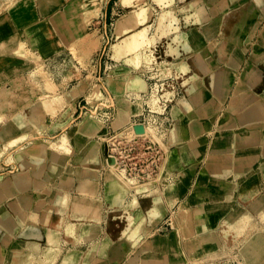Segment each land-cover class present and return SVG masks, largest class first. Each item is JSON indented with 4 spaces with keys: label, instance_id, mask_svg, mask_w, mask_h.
<instances>
[{
    "label": "crops",
    "instance_id": "crops-1",
    "mask_svg": "<svg viewBox=\"0 0 264 264\" xmlns=\"http://www.w3.org/2000/svg\"><path fill=\"white\" fill-rule=\"evenodd\" d=\"M222 1L217 0L218 5H212L211 7L208 3H204L203 0H193L187 5L190 6L194 2H203L206 12L210 15L215 13L212 16L219 19L220 25L215 26L213 31L218 28L216 32H220L221 18L228 15L227 12L224 13L226 9H222ZM228 1L237 2L241 0ZM245 1L246 10L240 23L243 21L247 22L249 18L253 17L261 19L262 23H264V0H262V6L257 5L253 0ZM179 2L184 3L185 0H179ZM120 9H129L131 11V8L121 5L120 0H109L105 9H103L101 21L108 25L119 14ZM231 10L232 8L229 7L227 11ZM175 21V23H179L176 17ZM239 24H236L231 29L232 34L240 28L238 27ZM244 26L246 30L241 31L240 29L238 33L245 32L250 34L251 37L260 34L259 38H263V41L254 42L253 37L252 41L246 46L247 50L237 71L229 67L231 59L229 64L227 63L229 67L227 70L209 69V66H212L213 63L206 60L205 57L203 58L202 53L200 54L201 57H199L202 60V67L207 66L208 69L201 71L196 68L194 62L195 69L200 73L191 74V81L204 82L205 87H208L209 77L213 72H224L233 81L224 101L213 97V101L208 102L211 104L209 117L212 118V126L207 131H205L206 117L203 114L199 115L196 113L201 107L204 108L203 104L207 103L204 102L207 97V89L199 90L195 94L188 88L187 91L191 93V99H187L181 94V89L176 88L175 85H171L169 82L165 85L168 88L167 91L158 96L150 91L149 86L146 89V85L149 84L141 80L140 82L145 86V89L134 88L135 102L130 100V104H125L127 109L124 108L121 111L118 106L119 100L128 101L127 98L129 96L126 94L114 95V98L110 95L107 97L103 95L102 91L91 88L88 81H79L69 87L71 83L79 80V75H77L79 71L76 66L50 74L52 81L57 85L56 91L46 96L38 91L32 92L33 99L31 103L13 102V97L20 81L19 78H15L0 88V116L3 117L2 121H0V192H3L2 185L5 183L11 184L17 181L23 183V186L19 189L8 187L9 190L6 191V197L0 201V215L7 212L16 221L13 231L4 235V242L0 244V264H8L11 253L15 248H23L25 243L31 242L36 243L39 249V254L33 256L35 258L34 264H38L36 259H41L44 262L46 260L44 256L45 250L49 248L48 231H56L59 234L61 253L58 255L56 264H59L68 256L71 258L72 255L76 256L75 264H84L85 262L86 264L120 263L121 258L125 256V245L120 241L113 240L105 231V226L110 224L111 214H113L114 219L122 218L120 216L124 215L125 212L123 208L124 210L135 208L137 202H134L132 207L129 205L127 207L126 205L129 194L134 190L129 191V193L126 192V197L123 196L119 200L115 199V183L117 181L105 161V144L99 140L100 133L106 132L108 134L110 132L105 126L103 117L112 113L111 108L113 106L116 110L115 122L121 112H128L131 114L129 123L135 125H138V117L147 108L157 113H163V107H170L169 118H167L166 141L170 145L175 160L181 165L179 167L183 169L192 168V179L190 182L194 183L196 181L197 183L193 190L195 196L188 206L196 210L201 207L208 209V211L215 210L219 203L223 204L225 201L222 199L220 201L212 200L210 196L220 195L222 198L229 196L230 201H233V206L227 205L230 212H235L236 210V212H248L252 215L253 221H255L253 222L254 225H252L259 227L261 225L264 229V215L262 216L259 213V209L264 211V205L255 207L256 201L264 197V27L258 25L256 28L248 24ZM175 27H180L182 31L190 28L184 24V18L181 21V25ZM24 30L26 37L29 38V41L27 40L26 42L28 47H31L32 50L39 49L41 51L44 48L43 51H45V47L49 43L41 33V30L34 26L26 27ZM40 38H42V42L36 44L35 40H41ZM230 44L231 46L236 45L232 42ZM231 46L228 48L233 49ZM213 47L214 49H223L221 43ZM224 47L227 49V45H224ZM237 48L236 46L235 49ZM49 56L50 54H47L46 57ZM184 58L169 60L173 62L171 67L173 68L175 79L181 81L183 86H187L185 82L188 77L185 75L180 77L176 74L177 69L187 65L186 62H183ZM213 62L214 64L218 62L221 65L222 59L214 60ZM93 63H96L94 59L91 61L92 68ZM96 64L98 67L100 63L97 62ZM246 67H250L259 77L256 79L255 85L243 75ZM240 69H242V73L236 89H240L242 96L236 101L237 104L231 105L236 92V89L233 88V83L238 81L239 75L237 72ZM87 70L89 72V66ZM22 76H27V73H23ZM75 87H79V94L69 96L68 93ZM139 90L142 91L138 94L137 91ZM121 103L123 102L121 101ZM131 104L139 105L141 112L137 115H132ZM247 106L256 108L261 115L258 120L248 124L244 121L242 111ZM189 130H195L196 141L190 140ZM218 134L234 135V137H232V140L231 137H228V139H223L222 137L216 139ZM251 136L254 137L253 140L250 139ZM62 138H65L70 150L68 155H64L63 151L52 147L61 144ZM205 138L207 140L203 141ZM89 141L97 142L98 146H102V156L97 161L90 159L87 154L85 155L84 146ZM218 145H223L225 148L220 149L217 147ZM195 147L201 156L198 157L192 154L197 152ZM190 160L194 161L191 166H185L190 163ZM60 161H63V164H60ZM178 173L177 169L173 174L179 175ZM252 187L257 189L253 192V195L250 192ZM244 191H247L250 196H245L246 198H244ZM134 192L137 193L136 191ZM196 199L201 201H195ZM89 209L94 211L92 218H89ZM17 213L19 216L16 215ZM156 216H158V213ZM197 218L196 220H198ZM185 219L186 221L184 222ZM121 220H123L122 222L125 226L124 219ZM89 223L97 226L98 229L97 236L91 241L83 238L81 230V227L89 226ZM182 224L184 231H187V227L194 225L190 223V218L186 216L183 217ZM70 226L75 227L76 233H68L67 235V228ZM256 236H253L249 242ZM107 237L110 243H113L112 248L105 251L106 253L95 251L89 263V254H92L90 253L92 249L96 246L97 248L101 246ZM170 239L172 240L171 244L179 243L178 234L174 236V233H172ZM161 240L158 238L150 239L149 247L142 250L139 247L137 253H139L140 257L142 255L145 257L152 256L153 253L163 248L160 245ZM229 240L232 241V239L224 241ZM154 241L160 245L157 250L153 248ZM141 242L142 235L138 231L136 238H133V243L136 246V244L141 245ZM146 242L148 243V241ZM171 244L169 240L167 246L169 247ZM245 245L240 249L239 257H241V250ZM174 251L178 256L184 255V253L179 255V250L174 249V247H171V250L169 248L172 256ZM262 254V261L258 262V264H264V251ZM28 257L27 253L23 251L22 258L28 259ZM140 257L137 255L134 259L139 260ZM106 258H109L108 262L104 260ZM240 259L243 261L242 257Z\"/></svg>",
    "mask_w": 264,
    "mask_h": 264
},
{
    "label": "rangeland",
    "instance_id": "rangeland-1",
    "mask_svg": "<svg viewBox=\"0 0 264 264\" xmlns=\"http://www.w3.org/2000/svg\"><path fill=\"white\" fill-rule=\"evenodd\" d=\"M7 1L5 0L0 1V41H3L8 38L11 22L14 24L15 18L13 17V14L11 15L7 14L13 5H17L18 7L23 6L24 8L27 9L26 11L27 14H25V16L23 17V19L25 20V23L21 25L22 29L23 28L25 29L26 27L27 28L33 27V26L35 28H38L43 25L54 26L55 27V37L52 40L48 41L51 47V54L49 57H45L43 59L42 68H44V70H46L47 72H49V74L52 75L54 74L55 71L56 72L63 71L67 68H70L71 66L78 67L77 70L79 72L77 75H79V80L71 83L69 87L78 83L79 81H88L89 86H91V88H95L98 91H102L103 95H106L107 97L108 95H110L114 98V95L116 96L119 94L120 95L126 94L127 96H129L127 98L128 101L132 100L131 102H135V94H133V91H134L133 88H135V85L133 86V84H134V81L136 80L138 81L142 80L145 83H148L149 85H146L147 89L149 86L150 91L158 96H160L161 94L167 91L168 88L165 85L166 83H169V82L171 83V85L172 84L175 85L176 88L181 89V94L187 97V99H191L190 98L191 93H188L187 91L188 88H190L194 93H196L199 90L206 89L204 82L190 81V83H188L187 86H183L181 81L176 80L174 76L173 68L171 67L173 62L170 60L163 59L164 57L161 56V53H160L161 51L159 49V46L156 45L155 43L153 45L147 44V46H145L143 50L147 52L149 57L145 59V61L140 67H137V68L134 65L128 63L127 60L117 58L115 56V52L113 51V49H115V47L118 45V37L115 32L116 22L121 21V19L124 16L130 14L132 10L130 11L129 9H120L119 14L115 18H113L108 23V25L105 22H102L101 18L99 20H95L92 23L90 32L91 33L97 32V36L101 38V42H102L100 49L97 50L91 56V61L92 59H94L96 63L99 62L100 64L97 67V64L93 63V68H92L91 61L88 64H83L78 58H75L73 56V51H71L72 38H71L70 32L68 29L62 28V26H60L58 22L60 16L63 13H66L67 8H68V3L60 4L56 7H51L48 4L47 12L44 15H42L39 12L40 10H39V6L37 5V3L31 4L30 2L31 0H16V1L9 0L8 2ZM46 1L48 2L50 0H46ZM108 1L109 0H107L106 5ZM192 1L193 0H185V3H180L179 0H173L172 8L175 9L173 14L175 15L176 19L179 20V23L174 22V26L181 25V21L183 20L184 17L195 13L194 10H191V9L189 11L187 10L188 9L187 4ZM10 3L12 4L10 5ZM200 5L203 6V2H201ZM221 5H222L223 10L226 9L224 13L226 12L228 13V15L223 16L221 18L220 32L222 33L216 32L218 28H216L215 31H212L210 27L203 25L200 28V30H201L203 37L205 38V42H207L206 45H204L200 50H197L195 53H192L183 59V62H186V64L190 68V74H189L190 77H191V74L200 73V72H197V70L194 67V62H195L194 59L196 55L199 53H202L203 58L205 57L206 60H209V62L211 61L213 63L212 66H209V69L211 68L212 70H214L215 68L216 70H219V69L227 70L229 67L230 68L232 67L233 70L237 71L239 69L242 59L244 58V54L247 50L246 46L249 44V42L252 41L253 37H254V42H257L259 40L261 42L263 41V38H259L260 34L253 35V37H251L250 34L245 33V32H241L237 34V38H238L237 43H235L234 41H231L230 37L233 35L231 29L236 24H239L243 20L242 15H244V12L246 10V1L241 0L237 2H231L228 0H223ZM229 7L232 8L231 11H227ZM155 8H156V14H155L154 19L146 25L147 27L152 26V30L148 35V39L150 40L155 35V29L157 27V20L159 19L160 15L164 13L162 12V9L160 7L155 6ZM30 16H33V17L30 18ZM262 22L263 21L261 19L257 17H253V18H249L247 22L243 21L242 23L238 25V27H240L241 24L243 26L248 24L249 26H255L256 28L258 27V25L261 27H264V23ZM30 23H32L33 25ZM240 29L241 31H244L246 30V27L245 28L240 27L236 31L239 32ZM252 32L254 33V31ZM25 39H26V42L27 40L29 41V38L26 37V35H25ZM167 41L171 42L173 40L171 37H169ZM231 42L235 43L236 45L231 46L230 44ZM219 43L222 44L223 49L216 48L210 51V49L208 48V44H212V46H214ZM224 45L225 46L227 45V49L226 47H224ZM229 46H231L233 49H229L228 48ZM236 46L238 47L237 49H235ZM241 48H245V49H241ZM33 50L37 52L38 54L41 53V50L39 49L38 50L33 49ZM151 53H153V55H151ZM232 54H233V57L237 60V63L239 61L238 67H234L229 64ZM218 59H222L221 65H219L218 62L214 64L213 61L214 60L217 61ZM227 63L229 64V67L227 66ZM88 66H89V72L87 70ZM241 73H242V69H240L237 72L239 76L237 78L238 81L236 83H233L234 89H236V86L239 83ZM243 74H244V71H243ZM88 76L89 78H87ZM51 78L52 76H50V80H51L50 84H44L42 80H39V79L35 82L29 83L27 89H28L30 96L28 97L27 100L25 97L20 95V91L16 89V93L14 94V97H13V102L20 103L19 101H21V103H31L33 99L32 92L38 91L46 96L49 93L56 91L57 85L52 81ZM10 81H1L0 88L10 83ZM29 88H33V89H29ZM73 91L74 92L76 91L77 92L76 95H78L79 87L78 88L75 87L70 92H73ZM98 91L96 92L99 94ZM141 91L142 90L137 91L138 94L141 93ZM206 92H207V97L205 98L204 102H207L206 104L210 105V103L208 102L213 101V96L211 92H209V90H207ZM18 97L20 99L19 101L18 99H16ZM233 101L235 102L234 99H232V103ZM118 106L121 111H123V109L126 108L125 104L121 103V100H119ZM209 108L211 109V105ZM169 111H170V107L168 106L163 107V113H157L155 111H152V109L147 108L146 111L142 115H140V117H138L137 119L138 120L137 122H139L138 125H142L144 128L148 127L152 131L154 136L158 139V141L156 142L151 137L144 138V139H149V140L151 139V141L154 140L152 142L157 143L162 148V149L159 148L158 150L159 153H161L159 157H160V160L162 161L161 162L157 160L158 161L157 164L161 166L159 172L156 168H153L154 165L152 164V162L156 159V153H153L151 150L148 149L149 144L146 142H141V146L137 150L136 155L134 154L136 158L132 159L131 161V164H135V163L137 164V165L136 164L134 165V167H136V171L134 170V172L141 175L140 179L134 176L130 177L127 174V170L124 168L122 169V167L121 166L119 167V164H118V167H119L118 171L119 172L123 171V173L125 174L123 173L122 174L125 177L122 174L121 175L123 176L124 179L127 178L128 180L127 179L125 180L129 181L130 183L131 187L128 190V193L131 190L136 191V186H138V184L146 185V188H149V187L151 189L153 188L151 191L144 192V193H135L134 191H131V193L129 194V197L127 198V204H126L127 207L128 205L132 207V204L134 202H137V206L132 209H139L141 210V213L144 214L141 222L135 228L134 237L129 236L128 234H122L123 230L126 229L125 228L126 226L123 225V222H122L123 220H121L120 218L114 219L113 214H111L110 224L105 226V231L107 232V234H109V236L113 240L120 241L124 243L125 245V252H124L125 256L121 258V261L119 264H129V261L136 258L137 255L138 257H140L139 253H137V251L139 250V247H141L140 248L141 250L149 247V240L154 239V238H158L159 240L162 239L161 242L160 241L159 242L163 248L153 253L152 256L145 257L142 255L139 258L140 264H148V263L149 264H196L192 262L190 250L193 249V247H195L196 245H199L200 242L197 241L195 234L192 235V233L195 231V228L198 229L200 217L201 218L205 217L206 209L201 207L199 210H196V209H192L191 206H188L189 202L195 196V193H193V190L196 187L195 185L197 184L196 181H194V183L190 182L192 179V170H191L192 168H186L188 169V174L186 176L181 177L182 181L175 179L176 177H178V175L173 174L174 171L176 170L172 171L171 173H168L167 176L165 177H163L162 175V172H163L162 168L166 165V163L172 157H174L173 153L171 152L170 145L166 141V134L168 130L167 129V124H168L167 118H169ZM111 112H112L111 114L109 113L103 117L105 126L109 129L110 132L108 134L106 132L99 134L100 136L99 140L105 144V148H106L105 161L107 162L109 170L111 169V167L109 166L108 160H107V155H108V146H107L108 144L107 143L111 142V138L115 137L119 133L123 135L122 136L121 134H119L120 137H126L127 139L133 138V135L129 134L128 131L125 132V127L115 128L114 122L116 119L115 117L116 110L114 106L111 108ZM205 117L207 121L212 119L209 117V114H206ZM0 121L2 120L0 119ZM211 126L210 124L207 125L205 131L209 130ZM218 136L219 134L216 136V139ZM133 139H136V138L134 137ZM190 140L196 141V136L192 139L190 138ZM205 140L207 139L206 138L203 139V141ZM60 143L61 144L57 145L58 147L54 145L53 148H56L57 150L59 149L60 151L63 150V152L65 151L64 155H68L70 150L66 144L65 138L61 139ZM90 143L93 145V147L96 149L97 153L101 157L102 156V146H98L97 142L90 141ZM196 150L197 152H195L194 154L198 157L201 156L200 154H198L197 148ZM189 162L190 163L189 164L187 163L188 165H185V166H191V163H193L194 161L190 160ZM178 169L181 170L182 168L179 167ZM148 173H151L153 175V178H150L148 180V178H146V174ZM169 186H174L177 189V191H180V188L182 187V190L178 193H173L174 197H169L168 192H166ZM210 197L212 200L214 199L218 201H220L221 199L223 200L222 196L220 195H211ZM195 201H197V199ZM132 209H126L124 210L125 211L124 213L127 214L130 210L132 212L133 211ZM154 209L156 210L155 215L151 214V211H153ZM157 213H158V216H156ZM185 216L190 218V223H192V225L194 224L192 227H187V231L183 230L184 227L182 224L183 217ZM196 217H198L197 218L198 220H196ZM185 221L186 219L184 220V222ZM138 231L142 235V242H141V245L136 244L135 246L133 243V238H136V236L138 235ZM263 232H264L263 227L252 226L251 228H249V230L246 233L247 236H245L244 238H241L240 240H237V241L229 240V241H226L225 243L223 242L221 243V246H217L216 249L209 248L207 250H204L199 255V257H197L196 259L198 261H201L204 259L206 255L213 254L217 251L221 253L222 251V253L224 254L220 258L208 264H240V263H243L241 259L237 260L236 258L237 255H239L240 253V249L245 244L246 245L244 246V248L247 247V243H250L249 240L253 236L258 235ZM172 233H174V236L178 234L179 243L175 242L171 244L172 240L170 239V236ZM169 240L172 246L170 245L168 247L167 244ZM146 241H148V243ZM160 245L156 241H154L153 248L157 250L159 249ZM171 247H174V249L179 250V255H182L183 253L184 255L178 256L177 253L174 251V254H173L174 257H173L171 252H169V248L171 250ZM244 248L241 250V254L244 251ZM104 260L108 262L109 258H106Z\"/></svg>",
    "mask_w": 264,
    "mask_h": 264
},
{
    "label": "bare ground",
    "instance_id": "bare-ground-1",
    "mask_svg": "<svg viewBox=\"0 0 264 264\" xmlns=\"http://www.w3.org/2000/svg\"><path fill=\"white\" fill-rule=\"evenodd\" d=\"M0 1H2V0H0ZM5 1H7V0H5ZM11 1H14V0H11ZM253 1L257 5L262 6V2H263L262 0H253ZM30 2H31V4L37 3V5L39 6V10H40L39 12L42 15H44L47 12L48 4L51 7H56L60 4L68 3V8H67L66 13H63L60 16L58 22H59L60 26H62V28L68 29L70 32V35L72 38L71 51H73V56L75 58H78L83 64H88L91 61V56L97 50H99L101 45H102L101 38L97 36V32L91 33L90 28H91L92 23L95 20H99L102 17V12H103V9L106 5L107 0H50L48 2L46 0H31ZM203 2L208 3V5L210 7L212 5H218L217 0H203ZM200 3L201 2H194V3L190 4V6H188L187 10L188 11L190 9L194 10L195 13L192 15H188V16L184 17V24L188 25L190 28L188 30L182 31L180 29V27L174 26V22H176V21H174L175 15L173 14L175 9L172 8L173 0H120V4L126 8H131L132 12L130 14L124 16L121 19V21L116 22L115 32H116L117 37H118V45L115 47V49H113V51L115 52V56L117 58L127 60L128 63L134 65L137 68V67H140L143 64V62L145 61V59H147L149 57L147 52H145L143 50L145 48V46H147V44L153 45L155 43L156 45H158L159 49L161 51L160 52L161 56L164 57L163 59H165V60L170 59L172 61L177 60V59H182V58L187 57L188 55H190L192 53H195L197 50H200L202 48V46L206 45V43H207V42H205V38L203 37L200 28L203 25H205V26L210 27L211 30L213 31L215 26L220 25L219 19L212 16V14L214 15L215 13H212L211 15L208 14V12H206V9L203 6H201ZM11 4L12 3H10V5ZM155 6L160 7L162 9V12H164V13H162L160 15L159 19L157 20V27L155 29V35L150 40V39H148V35L152 30V26L147 27L146 25L149 22H151L155 17V14H156ZM26 11H27V9L24 8L23 6L18 7L17 5H13L11 7V9L9 10V12L7 13L8 15L13 14L15 21H14V24L11 22L8 38L3 40V41H0V83H1V81H10V80L13 81L15 78H19L20 81H19V84H18L16 89L19 90L20 95L25 97L27 100L28 97L30 96L28 89H27L29 83L35 82L39 79V80H42V82L44 84H50V81H51L50 76L51 75L49 74V72L44 70V68H42V61L47 56V54H51V47L48 44V46L45 47V51H43V49H44L43 48L40 54L33 51L31 47H28L26 40H25V30H24V28L22 29V27H21V25H23L25 23V20L23 19V17L25 16V14H27ZM31 17H33V16H30V18ZM34 18H32V19H34ZM30 24H32V23H30ZM35 24H36V22H35ZM240 27L245 28V26H243L242 24L240 25ZM38 29L42 30L41 33L44 35L47 42L52 40L55 37V27L52 25H43V26L38 27ZM237 34H238V31L233 32V35L230 37V40L237 43L238 42ZM169 37H171L173 41L168 42L167 39ZM40 39L41 40H38V39L35 40L36 44H38V42H39V44H40V42H42V38H40ZM75 48H77V49H75ZM208 48L210 49V51L214 49L212 44H208ZM200 54L201 53L197 54L195 57L196 58L195 59V66L197 69H199L201 71H206L208 69V67L207 66L202 67V60L199 59V57H201ZM151 55H153V53H151ZM238 63H239V61H238ZM238 63L232 54L230 65L234 66V67H238ZM23 73H27V76H22ZM176 74L180 77L185 75L186 77H188L185 84L187 85L188 83H190L191 77L189 76V74H190L189 66H187V65H184L183 67L181 66L179 69H177ZM243 75L246 76L251 81V83L253 85L256 84V79L259 78L257 76V74L250 67H246ZM232 82L233 81H231V79H229V77L226 76V74L224 72L223 73L213 72V73H211V75L209 77V83H208V87H206V89L209 90V92H211V94L214 98H218V99H221L222 101H224V99H225V97H226V95H227V93L231 87ZM134 85H135V88L145 89V86L138 80H136V82H134L133 86ZM131 87H132V85H131ZM239 90H240L239 88L236 89V92L233 96V99L235 100V102L233 101L232 105L237 104L236 101H238L240 99V97L242 96V93ZM76 94H77L76 91L68 93L69 96L70 95L75 96ZM16 99H18V101L20 100L19 97ZM121 101L126 105L130 104L129 101H125L124 99ZM19 102L21 103V101H19ZM203 105H204V108L201 107L199 111L198 110L196 111V113H198L199 115L204 114L206 116V114H209V112H210L209 107L211 104L207 105L205 103ZM131 108H132V112H131L132 115H137L141 112V107L137 104H131ZM242 111H243L244 121L247 124L255 122L261 116L259 110H257L256 108H254L252 106H247L246 108L244 107V109ZM130 115L131 114L128 112H121L119 114L116 122L114 123L115 128H120V127L125 126V132L128 131L129 134L133 135V138L134 137L135 138H139V137L149 138V137H151L156 142L158 141V139L154 136V134L152 133V131L148 127H145L143 129V133H142L141 132L142 131V128H141L142 125H135L133 123L132 124L129 123L130 122ZM23 117L26 118L25 116H23ZM0 119L2 120L3 118L0 116ZM209 124H210V126L212 125V119H210L208 121L206 120L205 126L207 127V125H209ZM136 127H138V128H136ZM191 130H193V129L191 128ZM138 131H139V133H142V134H138L137 133ZM125 132H123V133H125ZM119 134H121V133H119ZM188 135L191 139L194 138L195 137V130L194 131L189 130ZM221 137L223 139H226V138L228 139V137H231V140H232V137H234V135H231V136L219 135L217 137V139H220ZM250 139L253 140L254 137L251 136ZM154 140H152V141H154ZM89 143H90V141L85 143V146H84L85 155L87 154L90 159L97 161L101 157L99 156V154L97 153V151L93 147V145L91 143L90 144ZM217 147L220 149L225 148V146H223V145L222 146L218 145ZM194 153L195 152H193L192 154H194ZM185 161H186V159H185ZM60 164H63V161H60ZM108 164L111 167L110 172L114 175V177L117 181V183H115V186H116V188H115V199L119 200L121 197L126 195V192L128 193V190L130 189L131 186H130L129 181H127L128 179L125 178V179H127V180H125L123 178V176H124L123 174H125V173H123V171H120V172L118 171V168L120 166L118 167V163L116 161L108 162ZM179 166H181L179 164V162H177L175 160V158L172 157L166 163V165L162 168L163 177L167 176L168 173H171L172 171L177 170L179 168ZM178 172H179L178 173L179 175H178V177L175 176L176 177L175 179L182 181L181 177L186 176L188 174V169L182 168ZM189 177H191V176H189ZM263 178H264V173H263ZM113 181H115V180H113ZM163 181H164V179H163ZM22 186H23V183H21L20 181H17V182L11 183V184H6V183L3 184L2 185L3 192L2 193L0 192V201L4 197H6V195H7L6 191L9 190V188L19 189ZM106 189L108 190V188H106ZM152 189L150 187L146 188V185L138 184V186H136V192L137 193L149 192ZM255 189H256L255 187L251 188L250 192L252 193V195H253V192L255 191ZM181 190H182V187L180 188V191ZM180 191H177V189L174 186H169L168 189L166 190V192H168L169 197H174L173 193H178ZM244 192H245V194H243L244 198H246L247 196H250V194L247 193V191H244ZM199 200H197V201H199ZM223 200L225 201V203H223V204L219 203L218 206L215 208V210L212 209V210L208 211V209H206L205 217L204 218L200 217L198 229L195 228V231L192 233V235L195 234L197 241L200 242L199 245H196L195 247H193V249L190 250V254H191V258H192L193 263H196V264L207 263L208 264V263H211L212 261L220 258L224 254V253H222V251H221V253L217 251L213 254L206 255L204 257V259L201 261H198L196 259L197 257H199V255L204 250H207L209 248L216 249L217 246H221V243H223V242L225 243L224 240H226V239H232V240L237 241V240H240L241 238L245 237V235L247 236V234H246L247 231L249 230V228H251L254 225L253 222H255V221H253V217L250 213H248V212H236L237 210L235 212L229 211L228 206H233V201H230L231 199L229 196H227L225 198L223 197ZM65 201H66V199H65ZM256 202L257 203L255 204L256 205L255 207H262L264 205V197L260 198ZM132 210H133L132 212L130 210L127 214L124 213V215H121L120 217H122V218H120V219H124V221H125V226H126L125 228L126 229H124L123 234H128L129 236L134 237L135 236V228L137 227L138 223L141 222L144 214H142L141 210H139V209H132ZM123 211H124V208H123ZM155 211H156L155 209L153 211H151V214L155 215ZM93 212L94 211L89 209V218H92V215L94 214ZM259 213L262 216L264 215V211L262 209H259ZM16 215H18V213ZM46 218H48V217H46ZM48 220H49V218H48ZM15 224H16V221H14L11 214L4 212L0 215V244H3V242H4V237H5L4 235L9 234L13 231ZM260 227H261V225H260ZM81 230H82L83 238L88 239L89 241L93 240L97 236V233H98L97 226H95L91 223H89V226L81 227ZM68 233L69 234L76 233L75 227H71V226L68 227L67 228V235H68ZM262 235H264V233L258 234L256 237H254L250 241V243H247V247L244 248V251L241 254V257L243 259V263H240V264H258V262L262 261L261 257L263 256L262 253L264 251V238H262L264 236H262ZM255 239H258V240H255ZM48 244H49V248L46 249L45 253H44L46 260L44 262H42L41 259H38V260L36 259L38 264H56L58 262V257H59L58 255L61 253L60 252L61 250H60L59 234L56 231H48ZM112 244L110 243V241L107 237L106 241H104L101 244V246H99L98 248H97V246L94 247L92 249V251L90 252L92 254H89V263H90L92 255L95 251L103 253V252L107 251L108 249H111ZM23 251L25 253H27V255L29 256L28 259H25L26 257L24 259L22 258ZM35 254L36 255L39 254L38 245H36V243H33V242L25 243L23 245V248H20V249L15 248L12 251L10 259L8 260V264H34L35 258L33 256ZM75 257H74V255H72L71 258L68 256L67 258H64L59 264H75V262H74ZM241 257H239V255H237L236 258H237V260L238 259L240 260ZM77 259H78V257H77ZM84 264H86V262ZM129 264H140V263H139V260L132 259L129 261Z\"/></svg>",
    "mask_w": 264,
    "mask_h": 264
},
{
    "label": "built area",
    "instance_id": "built-area-1",
    "mask_svg": "<svg viewBox=\"0 0 264 264\" xmlns=\"http://www.w3.org/2000/svg\"><path fill=\"white\" fill-rule=\"evenodd\" d=\"M141 142L148 143L149 144L148 149L151 150L153 153H156V159L152 162V164L154 165L153 168H156L159 172L161 166H159L157 162L161 161L159 157L161 153H159L158 150L159 148L160 149L162 148L157 143H154L149 139H144L143 137H139L136 139H127L126 137H120L119 134H117L115 137L111 138V142L107 143L108 162L116 161L119 164V166L127 170V174L130 177L134 176L140 179L141 175L134 172V170L136 171V167H134L136 163L131 164V161L132 159L136 158L134 154L136 155L137 150L141 146ZM146 178H148L149 180L150 178H153V175L151 173H148L146 174Z\"/></svg>",
    "mask_w": 264,
    "mask_h": 264
},
{
    "label": "water",
    "instance_id": "water-1",
    "mask_svg": "<svg viewBox=\"0 0 264 264\" xmlns=\"http://www.w3.org/2000/svg\"><path fill=\"white\" fill-rule=\"evenodd\" d=\"M136 128H138V127H136ZM141 128H142V131H141V132L143 133V129H144V127L142 126ZM137 133H138V134H142V133H139V131H138Z\"/></svg>",
    "mask_w": 264,
    "mask_h": 264
}]
</instances>
